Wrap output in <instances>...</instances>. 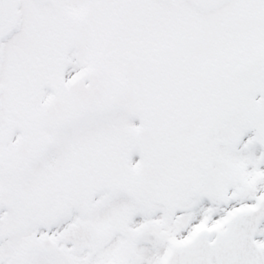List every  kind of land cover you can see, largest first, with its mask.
Segmentation results:
<instances>
[{
  "label": "snow or ice",
  "instance_id": "1",
  "mask_svg": "<svg viewBox=\"0 0 264 264\" xmlns=\"http://www.w3.org/2000/svg\"><path fill=\"white\" fill-rule=\"evenodd\" d=\"M0 264H264V0H0Z\"/></svg>",
  "mask_w": 264,
  "mask_h": 264
}]
</instances>
